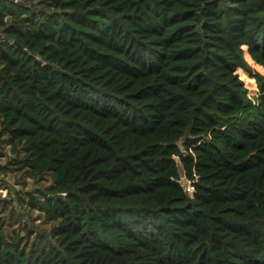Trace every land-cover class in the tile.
<instances>
[{
	"label": "trees",
	"instance_id": "16d2710c",
	"mask_svg": "<svg viewBox=\"0 0 264 264\" xmlns=\"http://www.w3.org/2000/svg\"><path fill=\"white\" fill-rule=\"evenodd\" d=\"M248 59L264 0H0V137L55 222L29 246L0 216V264H264Z\"/></svg>",
	"mask_w": 264,
	"mask_h": 264
},
{
	"label": "rangeland",
	"instance_id": "374dc122",
	"mask_svg": "<svg viewBox=\"0 0 264 264\" xmlns=\"http://www.w3.org/2000/svg\"><path fill=\"white\" fill-rule=\"evenodd\" d=\"M40 1L24 0L34 8ZM244 49L247 58V49ZM248 61L255 73L264 74L263 66L249 59ZM239 75L248 88L249 96L257 102L260 93L258 82L255 87L248 80L243 79L240 73ZM1 130L0 125V132ZM6 139V137H0V216L7 223L8 233L14 231L21 233L29 246L34 242L39 243L43 238L53 241L51 231L55 222L48 220L45 211L34 208L31 202L33 197L40 196L53 182L50 176L34 177L28 168H19L15 164L17 156L12 153Z\"/></svg>",
	"mask_w": 264,
	"mask_h": 264
},
{
	"label": "built area",
	"instance_id": "2783aa9c",
	"mask_svg": "<svg viewBox=\"0 0 264 264\" xmlns=\"http://www.w3.org/2000/svg\"><path fill=\"white\" fill-rule=\"evenodd\" d=\"M15 2L19 3V2H22V0H15ZM183 179L185 180V183L183 184L184 187L186 188L187 192L191 196H193L194 191H195V187H194L193 183L189 182L185 177Z\"/></svg>",
	"mask_w": 264,
	"mask_h": 264
},
{
	"label": "water",
	"instance_id": "95a60500",
	"mask_svg": "<svg viewBox=\"0 0 264 264\" xmlns=\"http://www.w3.org/2000/svg\"><path fill=\"white\" fill-rule=\"evenodd\" d=\"M181 183L184 184L185 180L182 179ZM63 196H65V195L64 194H60V193L53 195V197H56V198H60V197H63Z\"/></svg>",
	"mask_w": 264,
	"mask_h": 264
}]
</instances>
